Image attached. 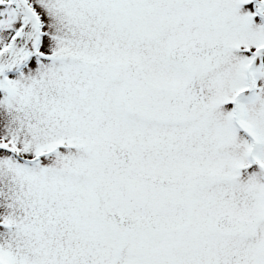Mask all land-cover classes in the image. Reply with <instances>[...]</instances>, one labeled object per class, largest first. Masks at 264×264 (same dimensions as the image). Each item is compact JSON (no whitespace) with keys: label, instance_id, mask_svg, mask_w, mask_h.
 <instances>
[{"label":"snow or ice","instance_id":"1","mask_svg":"<svg viewBox=\"0 0 264 264\" xmlns=\"http://www.w3.org/2000/svg\"><path fill=\"white\" fill-rule=\"evenodd\" d=\"M0 264H264V0H0Z\"/></svg>","mask_w":264,"mask_h":264}]
</instances>
